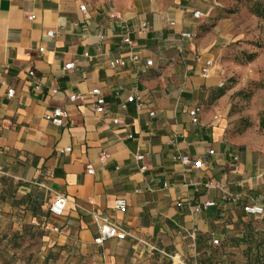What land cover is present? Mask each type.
Returning <instances> with one entry per match:
<instances>
[{"label":"crops","instance_id":"0c3cea01","mask_svg":"<svg viewBox=\"0 0 264 264\" xmlns=\"http://www.w3.org/2000/svg\"><path fill=\"white\" fill-rule=\"evenodd\" d=\"M256 1L264 2L0 0L2 186L19 184V192L42 197L48 210L53 197L64 194V214L49 218L60 228L56 240L95 253L100 262L94 264H135L153 250L207 264L215 238L227 245L226 264L228 258L245 262L240 249L264 240V215L244 211L246 204L264 205V139L232 134L226 117L231 95L219 67L231 44L242 43L257 53L241 66L250 70L244 82L260 80L264 42H245L258 36L249 25L264 21L250 11ZM126 35L132 44L124 42ZM209 59L215 67L204 76ZM68 62L75 68L66 70ZM96 88L105 96V115L92 107L89 93ZM133 95L141 105L127 102ZM195 106L202 108L197 124L189 113ZM58 107L67 112L63 126L46 119ZM184 154L203 165L182 164ZM226 194L240 199L224 201ZM119 198L127 201L125 212L115 208ZM207 200L217 205L193 211ZM95 215L109 217L127 237L97 244ZM250 220L256 223L248 227Z\"/></svg>","mask_w":264,"mask_h":264},{"label":"rangeland","instance_id":"374dc122","mask_svg":"<svg viewBox=\"0 0 264 264\" xmlns=\"http://www.w3.org/2000/svg\"><path fill=\"white\" fill-rule=\"evenodd\" d=\"M256 31V32H255ZM249 33L256 35V40L245 42L260 46L264 42V21L249 25ZM242 43H232L222 56L223 66H218L225 75L223 89L230 94L229 112L226 113L233 135H248L264 139V130L260 128V119L264 114V88L257 85L261 78L244 82L250 70L241 66L249 65L247 50ZM224 60V61H223ZM215 67V62L214 65ZM217 66V65H216ZM259 111L257 116L251 111ZM3 182V181H2ZM19 184L6 183L0 187V264H94V254L86 255L77 244H62L56 240L57 234L51 230L50 213L42 197L23 194L18 191ZM256 220L247 221L248 227ZM247 241L253 236L248 234ZM224 242L214 248L213 257L207 264H226L227 248ZM241 253L245 262L229 260V264H264V240L244 248ZM141 260V261H139ZM135 264H174L172 259L158 250H153L147 259H139Z\"/></svg>","mask_w":264,"mask_h":264},{"label":"built area","instance_id":"2783aa9c","mask_svg":"<svg viewBox=\"0 0 264 264\" xmlns=\"http://www.w3.org/2000/svg\"><path fill=\"white\" fill-rule=\"evenodd\" d=\"M81 10H85L86 6L84 4H82L80 6ZM30 19H35V15L30 13L29 15ZM194 16L196 18H199L201 16V12L200 11H195ZM111 17L114 18H119V14L117 12H113L111 14ZM145 25V24H144ZM50 36H53V32L50 31L49 32ZM188 37L190 36V34H186ZM124 42L127 44H132V40L130 38L129 35H126L124 37ZM43 50V49H41ZM140 58L139 53H135L133 54V59L134 60H138ZM147 65H152L153 61L151 59H148L146 61ZM214 65V61L209 59L205 62L203 68H202V73L204 76H207L210 74L211 69ZM65 69L69 70V69H73L75 68V63L74 62H68L65 64ZM31 75H33V72L30 73ZM37 88H40V85L37 86ZM14 95V89H9L8 90V96L12 97ZM89 95L93 98V102H92V107L95 110V112L105 115L107 114V104H106V99L104 94L102 93L101 89L96 88L93 89ZM78 95H74L70 97L71 101H74L78 98ZM134 100H138L139 101V105H141V97L139 96H130L127 99V102H131ZM127 106V103H123L122 104V108L125 109ZM202 111V108L200 106H195L193 108H191L189 110L192 122L194 124L199 123L200 121V113ZM151 115H154V112H151ZM67 116V112L64 108L58 107L54 110V112L52 114L46 115V119L51 121L52 123H54L56 126H63L65 124L64 122V118ZM121 120L119 117H115L114 119V123H120ZM70 147H67L66 150H70ZM215 154V151L213 149H210L208 151V155L212 156ZM108 153L106 151H103L101 154V161L103 163L106 162V159L108 158ZM144 158V154L140 153L136 155V159L138 160H142ZM180 161L182 164L186 165V166H192L195 168H200L203 165V159L199 158V159H193L191 158L189 155H181L180 157ZM234 161L237 163L239 162V156L236 155L234 156ZM147 167L144 166L142 167L143 170H145ZM88 173H94V169L93 167H89L88 168ZM4 175V168L0 166V187L2 186V178ZM240 197L239 195H235V194H226L224 196V201H229L232 200L233 202H237L239 201ZM217 203L213 200H207L204 203H202L201 205H198L196 207H194L193 211L195 213H199L205 209H208L210 207H214L216 206ZM67 206V197L64 194H56L50 205H49V213L52 216H61L64 214L65 209ZM128 204L127 201L123 198H119L116 200L115 202V208L119 211L125 212L127 210ZM244 211L247 215L250 216H254V217H261L264 215V205L260 204V203H251V204H246L244 205ZM96 220L99 223V229H98V235L95 238V242L97 244H103L106 240L111 239V238H118V239H124L127 237V232L120 229V227L114 223L109 217L106 216H99V215H95ZM51 230L53 232H60V228L58 226H51ZM222 242V239L220 238H215L213 239V244L218 246L220 245ZM165 255H167L168 257H170L172 259V261L174 262V264H186L185 261L183 260L182 257H180L178 254H170V253H163Z\"/></svg>","mask_w":264,"mask_h":264},{"label":"trees","instance_id":"16d2710c","mask_svg":"<svg viewBox=\"0 0 264 264\" xmlns=\"http://www.w3.org/2000/svg\"><path fill=\"white\" fill-rule=\"evenodd\" d=\"M249 8L252 13H254L256 16L264 20V2L256 1L254 3H250ZM256 55H257L256 52H253V53L246 52L247 61L248 62L253 61ZM257 86L260 88H264V80L260 81ZM259 124H260V128L264 130V114L262 115Z\"/></svg>","mask_w":264,"mask_h":264}]
</instances>
